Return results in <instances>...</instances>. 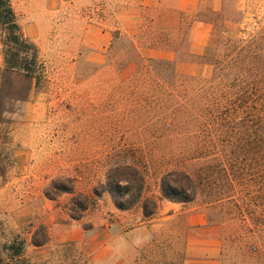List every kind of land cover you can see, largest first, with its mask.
<instances>
[{
	"label": "rangeland",
	"instance_id": "rangeland-1",
	"mask_svg": "<svg viewBox=\"0 0 264 264\" xmlns=\"http://www.w3.org/2000/svg\"><path fill=\"white\" fill-rule=\"evenodd\" d=\"M12 5L39 58L33 80L9 76L4 89L1 119L11 124L0 125V131L1 137L9 133L15 159L0 155L7 166L0 179V264H10L4 246L14 240L25 241L24 258L32 264H106L113 238L131 244L143 232L129 231L144 222L151 242L129 250L117 264H254L239 252L264 244L263 172L240 180L253 185L238 195L245 206L238 221L247 236L243 243L230 241L232 228L218 225L219 213L201 201L162 199V169L155 165L149 166L145 196L159 199V209L149 221L141 206L120 212L107 195L82 220L72 221L66 209L71 196L51 201L45 192L57 177L74 178L76 190L88 192L105 178L120 150L135 146L141 153L152 142L147 98L143 88L130 84L137 69L130 59L175 61L182 73L209 78L211 68L191 56L206 53L215 33L213 16L223 13L226 37H256L264 48V0H12ZM258 88L261 99L264 84ZM27 92L22 103L11 99ZM40 224L51 239L38 249L30 241Z\"/></svg>",
	"mask_w": 264,
	"mask_h": 264
},
{
	"label": "trees",
	"instance_id": "trees-1",
	"mask_svg": "<svg viewBox=\"0 0 264 264\" xmlns=\"http://www.w3.org/2000/svg\"><path fill=\"white\" fill-rule=\"evenodd\" d=\"M213 18L214 38L206 53L191 56L211 68L209 78L184 74L175 61L144 60L138 55L136 60L130 59L137 66L130 84L143 88L147 98V122L154 128L149 132L152 142L141 153L135 146L120 150L105 178L88 192H78L74 178H55L45 196L56 201L70 195L66 209L72 221L82 220L105 195L118 211L130 212L141 206L144 221L152 219L159 209V199L146 197L145 193L149 166L155 165L162 169V199L183 205L201 201L219 213L218 225L228 224L232 228L230 241H247L238 226L245 207L238 195L244 188H253L240 182L243 176L264 173V94L260 99L258 88L260 83L264 84V48L256 37L250 41L226 37L223 13ZM0 45L5 66L0 82L1 119L6 111L4 100L8 97L4 89L8 77L33 80L39 58L37 46L18 23L12 0H0ZM29 93L13 94L11 99L22 103ZM2 124L11 122L1 119ZM8 136L9 133L2 138L0 131V155L6 154L7 160L14 161L15 151ZM259 158L261 164L256 165ZM6 168L0 161V179ZM50 239L48 227L40 224L30 242L35 248H43ZM4 250L10 264H32L24 258V240H14ZM239 255L254 264H264V244L250 246Z\"/></svg>",
	"mask_w": 264,
	"mask_h": 264
},
{
	"label": "clouds",
	"instance_id": "clouds-1",
	"mask_svg": "<svg viewBox=\"0 0 264 264\" xmlns=\"http://www.w3.org/2000/svg\"><path fill=\"white\" fill-rule=\"evenodd\" d=\"M151 239L152 234L145 230H143V234L135 236L131 244L124 241L123 237H114L113 242L110 245L111 255L108 257L106 264H117L118 260L121 259L129 250L141 248L145 244L150 243ZM116 240L124 242L116 243Z\"/></svg>",
	"mask_w": 264,
	"mask_h": 264
},
{
	"label": "crops",
	"instance_id": "crops-1",
	"mask_svg": "<svg viewBox=\"0 0 264 264\" xmlns=\"http://www.w3.org/2000/svg\"><path fill=\"white\" fill-rule=\"evenodd\" d=\"M205 27H207L208 25L205 23L204 24ZM209 27V26H208ZM3 66H4V54L0 48V82H1V72H2V69H3ZM145 223V222H144ZM144 223L141 224V226L139 227H136L132 230L129 231V235H137V234H141L143 232L144 229H146L144 227ZM39 249V248H38ZM134 264V262H133Z\"/></svg>",
	"mask_w": 264,
	"mask_h": 264
}]
</instances>
